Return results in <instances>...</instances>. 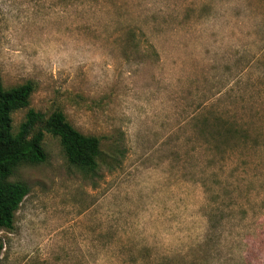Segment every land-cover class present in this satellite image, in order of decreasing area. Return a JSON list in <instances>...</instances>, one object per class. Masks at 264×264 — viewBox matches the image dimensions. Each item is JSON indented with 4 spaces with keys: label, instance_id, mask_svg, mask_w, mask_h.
I'll return each instance as SVG.
<instances>
[{
    "label": "rangeland",
    "instance_id": "1",
    "mask_svg": "<svg viewBox=\"0 0 264 264\" xmlns=\"http://www.w3.org/2000/svg\"><path fill=\"white\" fill-rule=\"evenodd\" d=\"M100 140L46 160L0 264H264V0H0V84Z\"/></svg>",
    "mask_w": 264,
    "mask_h": 264
},
{
    "label": "trees",
    "instance_id": "2",
    "mask_svg": "<svg viewBox=\"0 0 264 264\" xmlns=\"http://www.w3.org/2000/svg\"><path fill=\"white\" fill-rule=\"evenodd\" d=\"M34 91V85L4 88L0 84V228L11 230L14 214L28 188L8 178L20 164H40L46 160L42 148L44 133L59 140L69 164L87 171H94L100 156V140L77 131L61 111L50 115L27 109L24 120L13 131L12 114L26 109Z\"/></svg>",
    "mask_w": 264,
    "mask_h": 264
}]
</instances>
